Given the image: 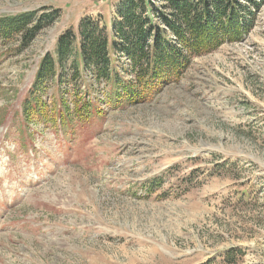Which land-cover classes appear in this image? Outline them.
<instances>
[{"label": "rangeland", "instance_id": "1", "mask_svg": "<svg viewBox=\"0 0 264 264\" xmlns=\"http://www.w3.org/2000/svg\"><path fill=\"white\" fill-rule=\"evenodd\" d=\"M118 3L0 0V16L47 17L26 46L0 36V264H264V5L242 41L192 58L143 101L108 107L98 90L100 112H72L73 134L54 109L22 117L39 63L68 31L43 101L57 86L79 99V21L109 25ZM31 130L23 150L18 132Z\"/></svg>", "mask_w": 264, "mask_h": 264}, {"label": "trees", "instance_id": "2", "mask_svg": "<svg viewBox=\"0 0 264 264\" xmlns=\"http://www.w3.org/2000/svg\"><path fill=\"white\" fill-rule=\"evenodd\" d=\"M158 2L159 7L155 0H119L109 25L97 24L91 17L81 19L80 43L74 46L75 58L71 59L69 69L80 97L57 86L52 95L53 105L49 106L43 101L47 93L44 77L55 73L59 77L60 61L70 52L75 39L71 31L59 36L54 58L47 56L37 67L32 86L23 99V118L44 119L54 109L56 127L73 134L72 112L81 110L87 118L100 112V100L95 98L98 90L108 93L109 103L104 102L108 107L121 105L123 100L127 104L143 101L158 86L178 82L192 58L224 43L242 41L253 26L258 6L264 5V0ZM57 14L53 11L51 15ZM46 19L35 12L0 16V36L9 41L21 36L19 45L26 46L42 30ZM62 78L56 82L62 84ZM72 103L75 108L69 113ZM26 136L32 139L26 131L18 135L19 143ZM223 257L231 263L230 252Z\"/></svg>", "mask_w": 264, "mask_h": 264}]
</instances>
